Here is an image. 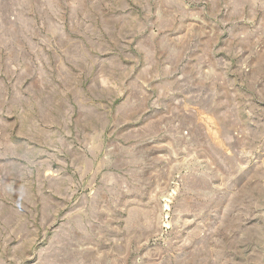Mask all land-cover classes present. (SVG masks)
<instances>
[{
    "label": "rangeland",
    "instance_id": "1",
    "mask_svg": "<svg viewBox=\"0 0 264 264\" xmlns=\"http://www.w3.org/2000/svg\"><path fill=\"white\" fill-rule=\"evenodd\" d=\"M0 264H264V0H0Z\"/></svg>",
    "mask_w": 264,
    "mask_h": 264
}]
</instances>
